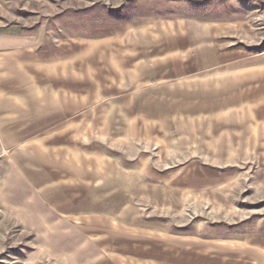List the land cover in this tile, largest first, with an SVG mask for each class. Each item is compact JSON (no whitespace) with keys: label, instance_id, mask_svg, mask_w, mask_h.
<instances>
[{"label":"rangeland","instance_id":"1","mask_svg":"<svg viewBox=\"0 0 264 264\" xmlns=\"http://www.w3.org/2000/svg\"><path fill=\"white\" fill-rule=\"evenodd\" d=\"M174 10L209 44L143 90L137 26ZM11 52L0 90L62 107L17 131L97 167L63 194L9 191L23 146L0 144V264H264V0H0Z\"/></svg>","mask_w":264,"mask_h":264},{"label":"crops","instance_id":"2","mask_svg":"<svg viewBox=\"0 0 264 264\" xmlns=\"http://www.w3.org/2000/svg\"><path fill=\"white\" fill-rule=\"evenodd\" d=\"M187 9L189 8H184L185 11ZM195 17L197 16L193 12L186 13L174 10L170 16H160L157 21H143L137 26L139 38L143 40L145 45H154L153 52L146 53L143 47L137 51L138 61H140L137 64L151 65V71L146 68L143 72V67L139 68L142 70L143 76H137V80L143 90L169 84L178 77L161 76L166 72V66L172 60L183 58L184 60L194 59L197 62L196 55L199 57L200 49L209 44V39L206 34V25L202 20ZM129 29L130 26L125 27V30ZM126 38L127 42L129 40L130 43L138 44L139 39L137 37L128 36ZM132 50L134 51V47L129 49L131 52ZM13 53H6V56L0 57L1 76H8L14 70L8 62ZM21 84L22 87L16 92L14 90L13 92L0 90V144L23 146L22 151L26 162L24 167H22L23 165L14 167L8 161L4 186L11 191L13 185L24 188L25 184L30 181V187L27 189L30 191L29 193L47 194L51 190L60 192L58 189L60 186L73 185V183H78L81 178L85 181L87 178L91 179L95 175V168L97 167L95 158L81 161L77 151L73 153L68 149L67 153L57 154L56 151L45 149L42 139H27L28 136L23 137L17 131L21 128L19 123L24 125L23 128H37V124L43 121L45 113L47 114L44 119L46 121L48 120V113L55 112L51 110L52 107L59 108L58 110L62 108L60 104L55 103L56 97L47 94L43 88L28 82ZM72 126L74 127V122H72ZM42 137L45 138V135ZM32 170H35L33 177L31 176ZM36 171H40V174ZM23 188L22 190L25 192L26 188Z\"/></svg>","mask_w":264,"mask_h":264}]
</instances>
